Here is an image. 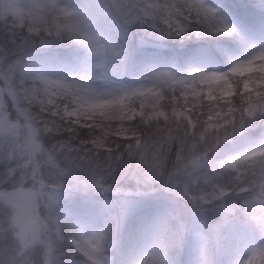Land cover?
<instances>
[{
	"label": "snow or ice",
	"instance_id": "1",
	"mask_svg": "<svg viewBox=\"0 0 264 264\" xmlns=\"http://www.w3.org/2000/svg\"><path fill=\"white\" fill-rule=\"evenodd\" d=\"M258 8L0 0V264H264Z\"/></svg>",
	"mask_w": 264,
	"mask_h": 264
},
{
	"label": "trees",
	"instance_id": "2",
	"mask_svg": "<svg viewBox=\"0 0 264 264\" xmlns=\"http://www.w3.org/2000/svg\"><path fill=\"white\" fill-rule=\"evenodd\" d=\"M227 2L230 4H235V5H240V6L246 5L252 11H256V12L259 11L258 5L260 3V0H227ZM195 46H196L195 42H189L185 47L186 48H192ZM61 51L63 52L64 50H61ZM69 254H71L70 251H69Z\"/></svg>",
	"mask_w": 264,
	"mask_h": 264
}]
</instances>
